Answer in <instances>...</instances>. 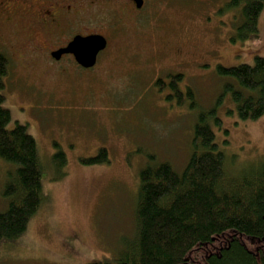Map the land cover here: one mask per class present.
Masks as SVG:
<instances>
[{
    "label": "rangeland",
    "instance_id": "1",
    "mask_svg": "<svg viewBox=\"0 0 264 264\" xmlns=\"http://www.w3.org/2000/svg\"><path fill=\"white\" fill-rule=\"evenodd\" d=\"M196 1L145 0L144 18L135 25L127 19L116 31L114 25L108 30L105 22L90 19L89 30H105L110 36V53L88 74L75 72L74 77L73 67L58 65L47 73L46 65L35 59L32 68L12 60L4 106L12 116L10 128L16 123L27 126L38 143L45 198L23 239L0 249V264L114 259L135 231L139 174L151 163L148 156L181 172L203 112L216 111L222 122L220 128L212 123L216 141L235 158V166L264 158V116L239 120L230 94H224L228 79L217 74L219 65L236 67L253 64L257 55L264 58V10L260 40L232 42L233 19L239 13L226 5L229 0L219 1L222 9L216 16L205 14ZM214 22L222 30H211ZM23 34L14 44L17 53L25 40L38 39L34 31ZM178 48L182 53L175 56ZM182 61L186 66L177 65ZM206 63L211 66L201 70ZM178 70L185 71L196 93V108L190 107L189 98L182 105L166 99L169 91L161 92L155 84L157 74L174 75ZM102 148L108 150L110 163H83ZM57 150L67 157L61 171L53 162ZM13 168L0 159V212L7 205L2 194L5 174Z\"/></svg>",
    "mask_w": 264,
    "mask_h": 264
},
{
    "label": "trees",
    "instance_id": "2",
    "mask_svg": "<svg viewBox=\"0 0 264 264\" xmlns=\"http://www.w3.org/2000/svg\"><path fill=\"white\" fill-rule=\"evenodd\" d=\"M226 5L239 13L233 19L232 42L259 41L264 0H229ZM9 64L0 55V159L15 167L6 172L2 187L7 205L0 212V249L23 239L45 198L38 143L27 126L16 123L10 128L12 116L4 106ZM217 74L228 79L224 94H230L239 120L252 122L264 116L262 56L257 55L253 64L219 65ZM169 80L168 85L155 83L159 91H169L166 99L182 105L189 98L190 107L196 108L195 91L180 92L182 76ZM212 123L217 128L222 124L215 110L199 114L191 155L181 172L148 156L151 163L139 174L132 239L124 240L114 259L90 264H264V158L235 166L225 145L217 143ZM53 162L63 170L65 153L57 150ZM83 163H110L108 150L100 149Z\"/></svg>",
    "mask_w": 264,
    "mask_h": 264
},
{
    "label": "flooded vegetation",
    "instance_id": "3",
    "mask_svg": "<svg viewBox=\"0 0 264 264\" xmlns=\"http://www.w3.org/2000/svg\"><path fill=\"white\" fill-rule=\"evenodd\" d=\"M219 1L198 0L196 2L203 5L205 14L216 16L221 13L222 9L218 5ZM145 5V0L141 7L135 0H0V55L5 56V59L10 63L4 80V93H7L12 77V60L17 64L25 65V68H32V65L29 64L37 60L42 66L46 65L47 73L51 70L52 65H58L62 68L73 67L74 77L75 72H79L78 75L88 74L99 65L103 55L110 49V36L105 30H89L87 23L90 22V19L105 22L108 24L106 26L108 30H111L113 25L115 27L112 30L122 29V26L125 27L127 19H131L135 25L138 24L140 18H144ZM104 12L108 13L109 17L101 16ZM96 15L99 18L96 19ZM116 15L121 17H116ZM84 25L86 26L84 27ZM211 25V30H222L219 22H214ZM29 31L36 32L38 39L33 42L25 40V44L20 49L21 53H17L15 42L24 37V32ZM94 35L102 36L107 41L106 49L98 54L94 67L83 68L77 63L76 56L73 54H63L59 59L54 56L57 52L66 49L77 37L86 38ZM180 49L175 51V56L181 55L182 50ZM214 53L211 51L209 54ZM207 64L200 69L203 70L211 66ZM177 65L186 66V62L182 61ZM177 72L178 74L165 76L157 74L156 83L161 81L168 85L170 78L176 75L182 76L179 88L181 93H186L191 88L186 73L180 70ZM61 73L66 74L68 71Z\"/></svg>",
    "mask_w": 264,
    "mask_h": 264
},
{
    "label": "water",
    "instance_id": "4",
    "mask_svg": "<svg viewBox=\"0 0 264 264\" xmlns=\"http://www.w3.org/2000/svg\"><path fill=\"white\" fill-rule=\"evenodd\" d=\"M135 2L139 7L143 4V0H135ZM106 46V39L99 35L77 37L66 49L57 52L54 56L59 59L63 54H73L80 66L89 69L96 65L98 54L104 51Z\"/></svg>",
    "mask_w": 264,
    "mask_h": 264
}]
</instances>
